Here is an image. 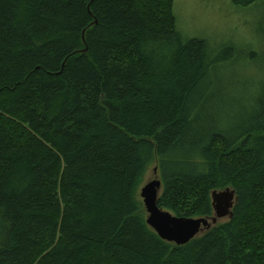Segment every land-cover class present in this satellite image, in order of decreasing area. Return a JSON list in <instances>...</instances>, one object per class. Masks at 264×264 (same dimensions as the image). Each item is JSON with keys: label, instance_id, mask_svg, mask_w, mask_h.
Segmentation results:
<instances>
[{"label": "trees", "instance_id": "1", "mask_svg": "<svg viewBox=\"0 0 264 264\" xmlns=\"http://www.w3.org/2000/svg\"><path fill=\"white\" fill-rule=\"evenodd\" d=\"M173 1L0 0V264H264V69L248 116L207 102L257 51L184 37ZM154 165L160 207L210 216L230 186L231 217L160 238Z\"/></svg>", "mask_w": 264, "mask_h": 264}, {"label": "rangeland", "instance_id": "2", "mask_svg": "<svg viewBox=\"0 0 264 264\" xmlns=\"http://www.w3.org/2000/svg\"><path fill=\"white\" fill-rule=\"evenodd\" d=\"M173 13L177 29L186 38H204L212 48L234 43L244 51L248 48L257 51L254 60L240 59L227 68L224 76L221 75L223 83L213 85L207 101L221 106L227 116L240 119L246 111L248 116L252 111L254 91L258 87L255 79L261 77L264 69V33L260 27L264 3L256 1L240 6L232 0H174ZM245 61L249 65H245ZM231 77L238 79L236 85L230 84ZM153 167L146 171L138 188V196L141 186L154 177Z\"/></svg>", "mask_w": 264, "mask_h": 264}, {"label": "water", "instance_id": "3", "mask_svg": "<svg viewBox=\"0 0 264 264\" xmlns=\"http://www.w3.org/2000/svg\"><path fill=\"white\" fill-rule=\"evenodd\" d=\"M82 38L84 39L83 34ZM85 50L86 48L82 51ZM153 174L154 177L141 186L139 196L146 214L145 221L160 238L182 245L215 225L219 220L231 217L232 207L237 200V195L232 187L226 186L223 189L211 191L212 215L181 217L158 205L157 198L161 189V180L157 175L156 165L153 167Z\"/></svg>", "mask_w": 264, "mask_h": 264}]
</instances>
